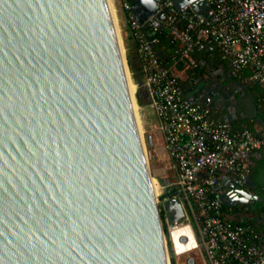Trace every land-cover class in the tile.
I'll list each match as a JSON object with an SVG mask.
<instances>
[{
  "label": "water",
  "instance_id": "95a60500",
  "mask_svg": "<svg viewBox=\"0 0 264 264\" xmlns=\"http://www.w3.org/2000/svg\"><path fill=\"white\" fill-rule=\"evenodd\" d=\"M127 1L142 23L160 0ZM253 198L218 189L228 207ZM0 264H169L110 0H0Z\"/></svg>",
  "mask_w": 264,
  "mask_h": 264
},
{
  "label": "built area",
  "instance_id": "2783aa9c",
  "mask_svg": "<svg viewBox=\"0 0 264 264\" xmlns=\"http://www.w3.org/2000/svg\"><path fill=\"white\" fill-rule=\"evenodd\" d=\"M206 1L207 15L199 18L189 6L177 9L171 0H160L154 14L140 23L127 0H113L137 43L141 80L172 175L171 198L183 212L179 222L171 223L163 205L167 198H156L168 260L170 254L172 264L181 257H186L184 264H264L260 236L250 226L235 223L230 208L218 199L220 182L244 189L249 183L252 155L264 149V129L233 131L212 118L209 108L181 93L174 69L178 64L183 72L194 67L192 52L214 45L233 74L263 88L264 101V0ZM160 13L163 19L157 17ZM143 27L152 36L146 37ZM158 30L179 45L169 67L153 49ZM176 229L178 246L172 236Z\"/></svg>",
  "mask_w": 264,
  "mask_h": 264
},
{
  "label": "trees",
  "instance_id": "16d2710c",
  "mask_svg": "<svg viewBox=\"0 0 264 264\" xmlns=\"http://www.w3.org/2000/svg\"><path fill=\"white\" fill-rule=\"evenodd\" d=\"M124 22L125 32L127 33L125 39V50L126 59L128 67L131 71L132 78L136 82V75L141 79V71L139 66V61L136 54L137 43L135 41L134 35L128 29L125 22V18L122 15ZM144 35L148 37L152 35L149 28L142 30ZM158 42L153 45V49L157 53H161L159 60L166 67L171 65L170 56L175 53L179 45L176 41H173L167 36L165 30L160 34H155ZM192 57L195 61L194 67H189L184 70L186 79H178V86L181 93L185 96L187 94L186 88L192 85L198 79L208 78L215 76L216 78L228 80L232 79L244 88V93L251 96L253 107L256 109L255 116H249L244 113L241 109L236 110V115L231 120H224L223 117L218 116L214 108L206 105H201L210 109L211 117L219 122L228 123L233 131H239L242 129H248L254 133L262 127L260 123L257 122L259 118L264 122V101L262 99L263 88L256 83H244L243 74H233L227 60L222 59L221 53L214 45H207L203 50H194L192 52ZM176 71H183V66L178 64L174 68ZM245 74V73H244ZM137 103L140 106L144 105V101L137 97ZM239 114L240 116H237ZM253 165L250 172V179L254 183V187L250 188L247 184L245 189L252 190H263L264 189V149L259 150L256 154L252 155ZM220 187H226L225 182H220ZM233 218V221L237 224L250 226L254 231L260 236V244L264 247V196L261 197V201L255 202L253 207H248V209H242L237 207H229Z\"/></svg>",
  "mask_w": 264,
  "mask_h": 264
},
{
  "label": "rangeland",
  "instance_id": "374dc122",
  "mask_svg": "<svg viewBox=\"0 0 264 264\" xmlns=\"http://www.w3.org/2000/svg\"><path fill=\"white\" fill-rule=\"evenodd\" d=\"M114 20L118 32V37L120 40V44L122 47L123 55L126 59V50H125V39L127 36V33L125 32L124 22L122 19V14L117 9L116 3L114 4L113 0H110ZM127 75L129 81L134 85L135 91L133 94L134 98V104H135V112L136 117L140 129V134L142 136V140L144 143V151L146 155V159L148 162V167L152 176V179L154 180L155 185L157 187L156 191V198L160 201L159 196L163 195V184L161 183V180H167L168 182L172 180V175L168 169L167 159L162 151L163 142L160 138L158 132H157V119L155 117L154 111L150 106H147L144 101V105L140 106L137 103L136 98V92L138 91V88L136 86V82L132 78L131 71L127 64ZM175 75L178 76L181 80H185L186 76L183 71L175 72ZM150 136L152 140V145H147V137ZM166 249L169 250V243L166 240ZM190 256H193L192 254ZM186 257H181L178 260V264H184ZM172 257L169 254V262L172 264Z\"/></svg>",
  "mask_w": 264,
  "mask_h": 264
},
{
  "label": "flooded vegetation",
  "instance_id": "af4514ba",
  "mask_svg": "<svg viewBox=\"0 0 264 264\" xmlns=\"http://www.w3.org/2000/svg\"><path fill=\"white\" fill-rule=\"evenodd\" d=\"M200 84L204 86L195 91ZM243 90L244 88L234 80L225 81L215 76L198 79L186 88L187 93H191L189 98L198 104L214 108L218 116L225 117L227 120H231L236 115L237 109H241L249 116L253 115L251 96L246 95ZM237 116L240 115L237 114ZM245 190L254 198L245 204L234 202L231 207L245 210L250 206L253 207L255 202L261 201V197L264 196V189L256 191L246 188Z\"/></svg>",
  "mask_w": 264,
  "mask_h": 264
},
{
  "label": "bare ground",
  "instance_id": "6f19581e",
  "mask_svg": "<svg viewBox=\"0 0 264 264\" xmlns=\"http://www.w3.org/2000/svg\"><path fill=\"white\" fill-rule=\"evenodd\" d=\"M113 10V9H112ZM128 83H129V89H130V94L132 95V97H133V94H134V91H135V87H134V85L129 81V79H128ZM152 183H153V188H154V193H155V195H156V191H157V187L156 186H158V185H155V183H154V180L152 179ZM180 232V230H178V229H176L174 232H173V240H174V243L177 245V242H176V235L178 234ZM190 245V243L187 245V246H189ZM178 246V245H177ZM186 247V246H185Z\"/></svg>",
  "mask_w": 264,
  "mask_h": 264
},
{
  "label": "crops",
  "instance_id": "0c3cea01",
  "mask_svg": "<svg viewBox=\"0 0 264 264\" xmlns=\"http://www.w3.org/2000/svg\"><path fill=\"white\" fill-rule=\"evenodd\" d=\"M145 104H146V102H145ZM260 129H261V128H260ZM260 129H259V130H260Z\"/></svg>",
  "mask_w": 264,
  "mask_h": 264
}]
</instances>
